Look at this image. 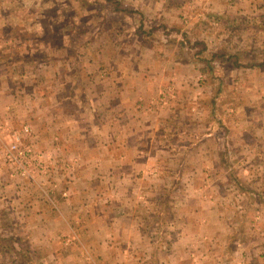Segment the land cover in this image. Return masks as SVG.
<instances>
[{
	"label": "rangeland",
	"instance_id": "obj_1",
	"mask_svg": "<svg viewBox=\"0 0 264 264\" xmlns=\"http://www.w3.org/2000/svg\"><path fill=\"white\" fill-rule=\"evenodd\" d=\"M202 1L191 0L187 3L183 25L192 28L196 35L191 33L193 37L185 39L187 43H192V41L193 44L202 43L201 39H206L212 45V49H216L208 52L207 50L202 51V54L195 55L197 60L207 61L206 65L209 68L204 66L206 70L202 75L199 76L196 73L191 81H182L179 85L173 81L158 82L151 96L162 97V95L168 96L173 93L177 96L176 101L181 106V110L187 109L185 113H188L190 109H194L190 110L194 114L202 113L203 116L195 115L205 119L202 127L195 126L197 124L195 122L194 130L191 125L184 126L189 119L193 121L196 119L194 116L184 115L181 118L182 129L176 133L182 137L183 141H192L191 133L203 135L212 131V136L216 140L215 144L213 141L210 146H201V148L192 146L190 150H183L188 147L185 145L182 148L178 147L180 151H185L183 157L177 155V148H175L174 155L165 153V156L162 153L164 152L161 149L162 146H157L162 138V131H159L158 127L150 132L151 136H147L144 131H139V135L135 137L129 130L125 131L119 127L113 129L109 124L110 121L106 119L109 115L100 113L99 119L104 121L103 126L107 129L94 130L93 135H90V130L83 135L79 133L75 135L84 140V147L87 149L84 150L87 151L84 161L88 159L87 166L92 171L91 174H97L100 178L95 175L87 180L90 188L87 193L90 205H86V209H83L82 205H75L77 209H74L76 218L74 222L79 221L81 224L78 219L82 217L88 220L93 217L100 218L104 211H107L106 217L113 219V216L119 212V205H114L117 202L116 198L113 191H110L111 187L105 184V180L108 181L107 175L119 167L132 170L138 166L133 172L140 171L144 176V180L139 181L142 189L136 190L135 201L123 196L125 198L123 205H128L125 211L127 214L134 215L137 217L135 220L140 221L141 234L149 239L151 251L160 253L169 249L174 236V228L172 225L169 228V224L175 215L179 214L183 217V210L186 206L187 212L189 205H203L206 209L210 205L212 208L217 207L223 218L229 219L231 228L229 232L227 229L225 231L222 219L219 218L218 230L220 228L221 230L216 236L218 240L214 237L215 233L211 235L208 231H202L199 234L200 250H224L226 254L221 257V261L228 264L225 260L234 251L238 252L246 248L242 243V239L245 238L244 233H252L254 229L262 239L260 244L262 248L255 253L264 260V0L251 1V5L263 11L260 16L249 15L245 23L243 21L246 18L236 20L239 28L241 24L248 28V34L238 32L232 38V42H236L237 46L234 49L227 47L230 44L226 39H229L230 35H226L228 38L219 35L226 25H231L229 14L222 15L224 8L221 7L211 6L206 11L205 7L203 8L205 3L203 4ZM141 3L143 2L133 0L132 4L139 7L138 4ZM157 3L150 1L145 5L151 8ZM129 6L128 3H118L116 6L113 0H0V93L5 95L4 92H7L8 98L5 100L3 97V99L4 102L9 100L8 110L0 111V169L6 170L10 178L19 176L22 181L32 184V188L28 187L29 190L40 193L46 199V203H48V197L45 193L52 191L43 187L41 184L43 180L40 178L49 179L53 164L44 162L42 154L36 149L35 134L36 129L42 123L40 121L42 116L38 109L30 113L29 106L36 102L35 105L41 103L49 107L50 100L45 103L39 97L40 95L45 97L46 94L57 93V91L60 96L70 91L71 88H76L79 98L85 92L112 87V84L105 81L100 82L102 86L90 85L94 74L102 76L103 73L105 75L107 73L108 76V71L112 73L113 68L117 71V67L113 65H106L107 70L103 69V62L107 61L113 51L108 50L107 45L105 48L104 45L101 46L103 42L100 41L99 33L111 27L106 34L109 39L107 41L118 40L122 37L128 42L141 43V38L136 36L137 33L134 36L130 35L124 24V21H130V18H127L128 11L131 9ZM121 8L126 12L123 15L118 14ZM137 16L135 14V18ZM156 21V23H161L160 19ZM138 23L147 26L146 29L150 26L149 21ZM176 23L173 25L176 26ZM236 24L232 26L235 27ZM142 30L143 27L138 31ZM156 30L158 31L154 34L157 39L169 40L171 38L163 27L159 26ZM196 39L199 40L196 42ZM210 57L217 58L218 64ZM91 58L96 59L94 65L97 66L91 67L92 63L89 61ZM233 60L237 61L238 65L233 66ZM210 62L213 63L210 64ZM196 70L198 71V68ZM2 88L4 91H1ZM87 100L91 102L90 98ZM63 106L73 108L69 103H63ZM45 113L48 118L50 109H47ZM77 115H85L86 120L90 122L93 118L95 120L97 118L91 112L86 114L77 112ZM63 118L62 114L58 115L60 121ZM24 125L30 127L28 136L21 132ZM101 135L104 139L110 138V142H115L117 145L110 149V153H113L110 161H104L100 156H95L97 155L95 139L100 138ZM177 135L175 138L178 137ZM148 137L155 139L154 160L143 158L137 164L131 163L134 159L137 161V156L133 155V145L129 143H134L135 139L140 138L143 144L141 142L139 144L143 148L149 147L146 144ZM16 138H18L21 151L32 150L31 157L21 156L15 162L5 155L8 145L15 142ZM246 143L247 146L243 148L242 145ZM78 144L80 148L81 144ZM198 153H201V156H198ZM118 155L124 157L121 162L116 159ZM72 158L75 159V161L71 160L73 163L79 162L77 156H72ZM95 164L97 167L93 169ZM19 165L26 171L23 177L17 175ZM78 165L73 172L79 170ZM199 165H202V168L198 167ZM65 170L69 171L66 168ZM102 175H105L106 179H103ZM54 183L58 182L51 181V185ZM125 189L127 191L128 187L126 186ZM108 193L111 194L107 196ZM25 199L27 200V197ZM39 200L42 199L39 198ZM51 206L11 205L14 211H8L4 205L5 210H0L2 211L0 213V235L19 234L17 226L25 219L28 221L29 215L33 212H42L47 216H50L52 212L60 213ZM17 207L20 208L19 211L15 210ZM202 211L205 212L204 209ZM144 220H147V223H144ZM243 222L247 224L246 229L238 233ZM84 225L86 226H83V229L88 227L97 232L98 226L95 224L88 226V222H85ZM78 230L80 229L77 228L76 231ZM24 231L28 237L32 233L28 227L24 228ZM69 233L71 240L68 239L67 242L64 240V244L73 245L76 258L72 264H100L98 260L102 259H97L100 254H96L95 242H81L80 235L76 232ZM89 237L94 240L97 235L90 234ZM36 243L28 242L23 236L10 239L7 245L9 248L21 246L28 250L33 248V245L35 247ZM1 244L5 243L0 241ZM88 246L90 247L86 248ZM135 248L137 251L146 250L147 246L146 243H140ZM85 250H90L93 254ZM102 257L105 260L110 259L108 255H102ZM135 261L136 259H133L132 263ZM4 263L52 264L50 258L41 261L25 254L5 259ZM118 263V261L115 262V264ZM122 263L131 262L129 258L122 256Z\"/></svg>",
	"mask_w": 264,
	"mask_h": 264
},
{
	"label": "crops",
	"instance_id": "obj_2",
	"mask_svg": "<svg viewBox=\"0 0 264 264\" xmlns=\"http://www.w3.org/2000/svg\"><path fill=\"white\" fill-rule=\"evenodd\" d=\"M139 1L143 3L138 4L139 7H137L132 4L133 0H113L116 6L118 3L130 4L129 7H131V9H129L127 14V18H130V21H124V24L128 29L127 32H130V35L134 36L137 33L136 36L141 38V43L128 42L127 39L124 40L122 37H119L118 40H110L111 42L107 41L109 39L106 37V34L111 27H107L104 31L99 33L101 37L100 41L103 42L101 46L104 45L103 47L105 48L107 45L108 50L113 51L112 55L107 58V61L103 62V69L107 70L106 65H113L117 67V71L113 68L112 73L108 71V76L107 73L106 75L103 73L102 76L94 74L91 77L90 85L95 84L102 86L100 82L105 81L112 84V87L108 86L105 89L100 88V91H84L85 93L79 98L76 88H71L70 91L65 94L62 93L60 96L59 91H57V93L53 92V94H46L45 97H41L42 95H40L39 99L41 101L43 100V102L47 103V101L50 100L51 105L49 107L41 103L35 105L36 102L29 106L30 113L38 109L39 114L42 116L40 120L42 123L40 127L36 129L35 145L36 149L42 154L43 161L53 164L51 172L49 173V179L40 178L43 180L41 182L43 187L52 192L45 193V196L48 197V203H46V199L43 198L40 193L29 190V188H32V184L30 185V183L22 181V178L19 176L10 178L5 172L6 170L0 169V210H5L4 205H6V210L8 211H14L11 205H52L53 208L59 210L60 213L52 212L50 216H47L42 212H33L29 215L28 221L25 219L22 224L19 223L17 226L19 234L9 236L4 234L0 235V241L5 243L0 245V264H5V259L16 258L18 256H23V254L34 259H40L41 261L42 259L50 258L52 264H72L76 258L73 252V245L66 246L64 244V240L67 242V240L70 239L71 235L69 232L73 234L76 232L80 235L79 239L81 242H95L96 248L94 249L97 250L96 254H100L97 259H102L101 261L98 260L100 264H115L117 261L119 262L118 264H123L122 256L130 259L131 263L129 264H152L155 262L158 264H224V262L221 261V257L226 254L224 250H200L201 239L199 234L202 231H208L211 235L215 233L214 237L216 238L218 232L221 230V228L218 230L219 218L222 219L221 221L222 225L225 226V231L227 229L229 232V228H231L229 219L223 218V215L218 211L217 207L212 208L210 205H208L209 207H207V209L203 205H189V211L187 212V206L185 205L186 208L183 210V217L177 214L169 224V228L171 227L170 225L174 228V236L172 244L169 245V249L160 253L149 249V239L141 234L140 221H136L137 217H134V215L127 214L125 211L128 205H123V200L125 199L123 196L135 201V196L137 195L136 190L142 189L141 186H139V181H142V179L144 180V176L141 175L140 171H138L139 173L137 171V173L133 172L138 166H135L132 170L119 167L113 169V171L107 175L108 181L105 180V184L111 187L110 191H113L117 201L114 205H119V212L113 216V219L106 217L107 211H104L102 212L103 216L100 218L93 217L88 220L82 217L78 219L81 221V224H79L80 222L78 220V223L76 221L74 222L76 219L74 217V209H77L75 205H82L81 207H83V209H86V205H90L87 197V193L90 191L87 180L91 178V176L96 175L99 177L97 174H91L92 171L87 166L89 163L87 162L88 159L84 161L87 154V151H84L87 150L86 147H84V140L75 135L76 133L83 135V133L85 134V132L89 130L90 135H93L92 131L94 132V130L107 129L105 128L106 126H103L104 121L99 119L100 113H107L109 115L106 119L110 121L109 124L113 129L119 127L125 131L129 130L130 133L133 132L132 134L135 137L139 135V131H144L147 136H151L150 132L158 127L159 131H162V138L157 146H162L161 149L164 150L162 153L165 156V153L174 155L175 148H177V155L183 157L185 151H180L178 147L182 148L187 145L188 147L183 150H190L192 146H199L201 148V146L206 147L212 145L213 141L214 144L216 142L212 136V131L207 132V134L204 133L203 135H200V133L199 135L191 133L190 137H193V140L183 141L182 137L176 133V131L182 129L183 124L181 123V118L184 115H188L189 117L194 116L195 118V115L203 116V114L200 112L194 114L190 111L194 109H190L188 113H185L187 109L185 111L181 110V106H179L176 101L177 96L173 95V93L168 94V96L162 95V97L158 95L151 96L155 84L158 82L173 81L177 82V85H179V82L191 81L193 79L192 76H196V73L199 74V76L202 75L206 70L204 66L209 68V66L206 65L207 61L197 60V56L195 55L202 54V51H210L212 45H210L206 39H201L202 43L193 44V41L192 43L186 42L188 38L191 39L193 37L191 33L195 35L192 28H187L183 25V22H185L184 10L187 3L191 0ZM150 1L158 3L149 8V6L145 4ZM251 1L253 0L202 1L203 4L205 3L203 8L205 7L206 11L210 9L211 6L216 8L221 7L224 8L221 13L222 15L227 16V14H229L228 16L232 21L231 25H226L219 35L223 36V38H225L227 34L231 36L229 39H226L230 44L227 45V47L229 46L231 49L237 47L235 45L236 42H232V38L236 36L238 32L241 34H248V28H245L242 24L239 28L238 24H236L237 21L246 18L245 21H243L245 23L249 15L256 17L260 16L263 12L251 5ZM251 7L253 9L250 10ZM119 13L123 15L126 12L121 8L118 11V14ZM135 14L138 15L136 18ZM216 18L218 19L219 17ZM158 19H160L162 24L156 23ZM147 21L150 22L148 29H146L147 26H142L141 23H138ZM174 23H176V26L173 25ZM232 24H236V26L233 27ZM159 26L163 27L166 33H169V37H171L169 40L160 39V41L155 37L154 32L158 31L156 29H158ZM142 27L143 30L138 31L142 29ZM143 37H145L147 41L143 39ZM197 40L199 39H196V42ZM198 47H200V49H198ZM210 58L218 64L217 58ZM89 61L92 63L91 67L97 66L94 65V62H96L95 58H91ZM211 63L213 62H210V64ZM234 65H238V62L235 60H233V66ZM196 68H198V71ZM67 83L68 81L66 85ZM1 91H4V89L2 88ZM4 93L5 95L0 93L1 112L9 108V100L4 102L3 99V97L5 100L8 98L6 95L7 92ZM11 97L14 98L13 96ZM89 98L91 102L87 100ZM104 101L107 102L104 103ZM63 103H69L73 108L63 106ZM47 109H50L48 118L45 113ZM77 112L84 114L91 112L94 113L97 118L96 120L93 118L90 122L86 120L85 115H77ZM61 114L64 118L60 121L61 118L58 119V115ZM37 116L39 117V115ZM77 118L79 120H75ZM204 120L205 119H201L200 117H196L194 121L193 119H189L184 126L188 127L191 125L194 130V122L197 123L195 126L202 127ZM176 135L178 137L175 138ZM102 137L103 135L95 139V147H97V155L95 156H100L101 160L110 161L113 154L110 153V149L112 146L117 145L115 142H110V138L104 139ZM140 140V138H137L134 143H129V145H133V155L136 154L137 156V161L134 159L131 163L137 164L139 160L143 158H153L152 160H154L153 144L155 139L152 137L146 138V144L149 145V147L145 148L139 144V142L143 144ZM78 143L81 144L80 148ZM242 146L243 148L246 147L247 143ZM113 150L116 151V149ZM119 155H121V153ZM119 155L116 159L118 162H121L124 157ZM72 156H77L79 162L73 163L72 161H75V159H71ZM198 156H201V153H198ZM77 165L79 166V170L73 172L76 170ZM95 166L97 167L95 164L93 169ZM198 167L202 168V165ZM65 168L69 171H66ZM102 178L106 179V176L102 175ZM51 181L58 182V185L54 183L52 186ZM126 186L128 187L127 191L126 189L124 190ZM143 186L145 185H142V187ZM94 187L95 185L93 188ZM144 188H146V186ZM110 194L111 193H108L107 196ZM26 197L27 200L25 199ZM39 198L42 200H39ZM77 198L79 200H77ZM130 199L129 201H131ZM129 206L134 207L135 205ZM202 209L205 210L204 213ZM15 210L19 211L20 208L17 207ZM85 222H88V226H93L94 224L98 226V228L94 227L97 228V232L88 227L83 229L82 227L86 226L84 225ZM143 222L147 223V220ZM246 226L247 224L243 222L242 229L238 227L240 228L238 233L244 232ZM27 227L32 230L29 237L24 231V228L27 229ZM77 228L80 230L76 231ZM171 233L173 234L172 229ZM90 234H96L97 238L94 240L90 239ZM244 235L245 238L242 239V243L246 248L238 252L234 251L232 255L228 257L229 260L226 259L225 262L228 264H264V260L261 259L262 257L255 253L262 248L260 245L262 239L259 233H256L253 229L252 233L246 232ZM12 236L19 238L24 236L28 242H37L36 246L34 247L33 245V248L31 247L28 250L21 246L9 248L7 242L15 238ZM216 240L218 239L216 238ZM140 243H146L147 249L145 248L146 250L142 249L137 251L135 247ZM5 246H7L9 250L5 248ZM89 247L90 246L86 248ZM90 252L92 253V251ZM102 255H108L110 259L105 260ZM133 259H136L135 263H132Z\"/></svg>",
	"mask_w": 264,
	"mask_h": 264
},
{
	"label": "built area",
	"instance_id": "obj_3",
	"mask_svg": "<svg viewBox=\"0 0 264 264\" xmlns=\"http://www.w3.org/2000/svg\"><path fill=\"white\" fill-rule=\"evenodd\" d=\"M21 132L23 135H30V127L29 125H24L21 129ZM5 155L12 161H17V158H21V156H27V157H31L32 155V150H20V147L18 145V138H16L15 142H11L7 149H6V153ZM26 173L24 167H21L19 165V169L17 172V175H24ZM23 177V176H22Z\"/></svg>",
	"mask_w": 264,
	"mask_h": 264
},
{
	"label": "trees",
	"instance_id": "obj_4",
	"mask_svg": "<svg viewBox=\"0 0 264 264\" xmlns=\"http://www.w3.org/2000/svg\"><path fill=\"white\" fill-rule=\"evenodd\" d=\"M112 2V1H111Z\"/></svg>",
	"mask_w": 264,
	"mask_h": 264
}]
</instances>
